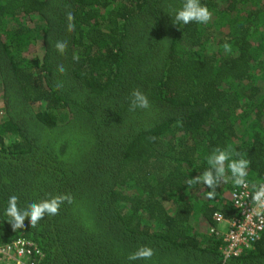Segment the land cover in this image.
Instances as JSON below:
<instances>
[{"label":"trees","instance_id":"obj_1","mask_svg":"<svg viewBox=\"0 0 264 264\" xmlns=\"http://www.w3.org/2000/svg\"><path fill=\"white\" fill-rule=\"evenodd\" d=\"M201 3L209 22L178 26L183 0H0V246L31 241L35 264H264V230L225 258L215 219L264 183V0ZM217 148L250 161L248 186L229 173L210 200L186 178ZM12 195L65 199L13 230Z\"/></svg>","mask_w":264,"mask_h":264},{"label":"clouds","instance_id":"obj_2","mask_svg":"<svg viewBox=\"0 0 264 264\" xmlns=\"http://www.w3.org/2000/svg\"><path fill=\"white\" fill-rule=\"evenodd\" d=\"M212 13L201 0H183L182 6L175 10L172 15V21L176 25H188L190 23L207 24ZM56 47L59 50L65 48V42H58ZM227 47V46H226ZM61 71L63 67L61 66ZM131 110L148 109L150 103L148 97L136 91L133 93L131 101ZM208 167L201 175L195 178H186L189 187L200 184L201 182L212 189L207 193L208 199H214L216 196V187L225 181L230 173V179L237 187H247V177L250 161L240 153H234L227 149L217 148L207 158ZM255 191L252 196L253 201L264 208V183L254 185ZM64 196H51L42 200H31L21 206L20 197L12 195L8 198L7 207L4 214L8 218L7 222L11 224L13 230H18L25 225V218H29L31 227H35L46 215H57ZM154 256V250L148 246H141L128 256L129 262L138 260H151Z\"/></svg>","mask_w":264,"mask_h":264},{"label":"built area","instance_id":"obj_3","mask_svg":"<svg viewBox=\"0 0 264 264\" xmlns=\"http://www.w3.org/2000/svg\"><path fill=\"white\" fill-rule=\"evenodd\" d=\"M250 192L241 190L234 196L235 208L240 210L239 219L225 220L222 215L215 214L219 223L226 222L228 228L224 233L226 245L223 249L225 258L236 257L252 245V241L264 230V208H260L254 201L249 200ZM41 252L34 243L26 239H18L8 245L0 246V256L13 258L15 264H35L29 262L34 255Z\"/></svg>","mask_w":264,"mask_h":264},{"label":"rangeland","instance_id":"obj_4","mask_svg":"<svg viewBox=\"0 0 264 264\" xmlns=\"http://www.w3.org/2000/svg\"><path fill=\"white\" fill-rule=\"evenodd\" d=\"M227 228L228 224L226 222L221 223V229L224 231V233L226 232ZM0 264H15V260L10 257L4 258L0 256Z\"/></svg>","mask_w":264,"mask_h":264}]
</instances>
